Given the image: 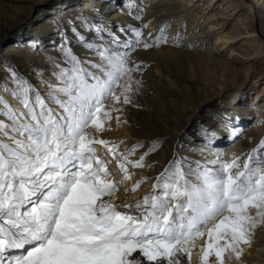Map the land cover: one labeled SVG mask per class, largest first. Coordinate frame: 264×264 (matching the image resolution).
I'll use <instances>...</instances> for the list:
<instances>
[{"label":"snow or ice","instance_id":"1","mask_svg":"<svg viewBox=\"0 0 264 264\" xmlns=\"http://www.w3.org/2000/svg\"><path fill=\"white\" fill-rule=\"evenodd\" d=\"M121 5L138 24L112 22L93 8L58 26L59 55L32 70L36 83L15 64L0 65L7 81L0 91L22 105L0 95L8 121L0 120V264H192L197 248L200 264H230L264 226V138L226 158L219 141L244 131L239 115L227 112L218 124L226 137L203 125L193 139L182 135L151 190L116 203L121 189L135 193L146 183L143 176L130 182L135 170L153 166L147 158L164 141L127 147L101 134L112 120L128 123L126 106L140 107L148 65L139 51L169 39L167 22L153 35L145 9L132 0L113 6L123 12ZM172 39L180 46L179 33ZM28 46L41 47L35 39ZM192 151L200 158L185 154Z\"/></svg>","mask_w":264,"mask_h":264},{"label":"bare ground","instance_id":"2","mask_svg":"<svg viewBox=\"0 0 264 264\" xmlns=\"http://www.w3.org/2000/svg\"><path fill=\"white\" fill-rule=\"evenodd\" d=\"M233 1L231 0L230 2ZM117 2L118 0H0V65L11 62L25 75H31L27 67L29 63L26 58L28 57L24 54L25 52L33 51L28 46L30 41L39 40L40 50L44 55L52 56L56 53V50L50 46L53 45L52 41L57 40V37L53 33H48L50 26L55 24L52 22L53 20H59L62 16L66 17V20H61L64 26L68 19H75L81 15L92 16L93 8L101 10L100 7L105 13H112L119 11V8L113 6ZM237 2L243 8L244 14H249L252 21L251 25L253 27L246 29L245 34L256 32L258 41H264V21L262 17L264 15V9L262 10L264 8V0H237ZM176 10H180V7L178 6ZM127 11L126 7L123 8V12ZM34 12L38 16L31 21L29 19ZM123 12H120L118 21L114 22L128 23L127 19H129L134 24L135 21L123 14ZM96 15L100 16L97 13ZM168 16L162 15L157 18L162 21L157 25V28H154L156 27L155 23H151L150 32L153 35L158 32ZM76 22L79 23V20H76ZM135 23L138 24L139 22ZM153 28L154 31H151ZM174 30L176 28L171 33L170 30H167L169 37L167 43L155 48L141 50L137 54L138 58L145 61L148 65L143 73L144 88L141 95L137 97L140 107L129 106L122 118H126L128 123L131 124L132 132L129 131L127 137H132L135 143L136 141L138 142L137 139L141 138L146 139L141 141L146 143L157 138L164 141L159 154L162 157L157 163L160 166L159 170H162L171 158L173 145L178 138L182 135H186L189 139L195 138L202 125L216 129L222 128V126L218 127L219 120L226 113L225 108L222 109V106L225 105L224 102L212 103L207 95L204 94L200 83L201 80L197 76L195 68L191 66L192 56L188 47L184 46L185 43L183 41L180 46H175L173 43L172 34H174ZM177 32L179 35H186L185 38L188 39L189 30L186 32L183 29H178ZM202 40L196 39V42L199 41L196 44L201 46ZM208 43L209 40L206 42L205 47ZM75 49L82 50L85 53L83 48ZM251 51L250 47H244L246 56H250ZM212 56L211 53H199L196 58L201 65L200 67L204 68L205 71L215 73L218 71V65ZM5 58L7 59L5 60ZM1 68L2 66H0V72H2ZM155 69L158 74H155ZM259 74H264V70L260 71ZM32 79L34 78L32 77ZM0 95L4 96L14 107L22 108V105L9 94L0 91ZM232 103L233 100L229 104L231 105ZM238 115L241 120L239 126H244L243 122L245 123L246 118L242 114ZM1 120L8 122L3 116H1ZM112 121H110L111 126L116 128V121ZM124 125L126 124H121L117 128L122 129ZM107 132L103 133L102 138H106ZM250 135L252 136V143L259 139L254 132H250ZM223 136L226 137V134ZM250 145L251 143L249 144L245 140L240 143L237 138L234 142L226 138L221 139L218 144L226 154V158H230L233 153L240 154V151L244 149L250 151L254 144ZM185 154L193 158H200L199 153L195 154V151L185 152ZM136 174V178L141 177L138 172ZM150 188L151 185L146 182L135 193H125L121 189L119 197L122 202L119 204L142 197ZM203 242L199 241V244ZM262 249H264V226H258L254 233L251 247L246 249L239 261L233 258L230 264H264ZM198 251L199 248L194 249L192 264H200L199 256L197 255Z\"/></svg>","mask_w":264,"mask_h":264},{"label":"rangeland","instance_id":"3","mask_svg":"<svg viewBox=\"0 0 264 264\" xmlns=\"http://www.w3.org/2000/svg\"><path fill=\"white\" fill-rule=\"evenodd\" d=\"M230 1L231 0H134L133 2L143 9L146 8L143 14V22L148 24V28L145 31H150L151 23H155L156 27L154 28H157V25L162 22L157 18L162 15H169L165 18L163 23L167 22L169 24L167 30H170V33L176 28L174 34H172L173 37L177 35L178 29H183L186 32L189 30L188 39L185 38L186 35L180 34V43L183 41V43H185L184 46L188 47L189 53L192 56L191 66L195 68L197 76L201 80L200 83L204 94L207 95L209 101L212 103L224 102L225 105L222 106V109L225 108V112H231V115L242 114L243 117L246 118L245 123L243 122L244 126H239L244 130L243 136H238L237 139L240 140V143L245 140L249 144L251 143L250 146L254 144L253 147H255L258 142L264 138V125L260 123V121L264 120V74H259L260 71L264 70V41H258L256 32L245 34L246 29H251V27H253L251 25L252 21L250 20V16L248 13L244 14L243 8L240 7L237 0L233 2ZM178 2L180 3L179 5ZM178 6L180 10H176ZM121 7H123V5H121ZM100 8L101 10L99 9L97 14L107 17L110 21H118L121 8H119V11H114L112 13H105L102 7ZM263 9L264 8H262V10ZM150 10L151 12H149ZM36 16H38L36 12L32 13L29 20H34ZM262 17L264 21V15H262ZM63 19L66 20V17L62 16L59 20H53L52 22L55 24L50 26V31L48 33H53L57 37V28L58 26H63L61 21ZM127 22L133 24L129 19H127ZM135 22L134 24H136ZM154 28L151 29V31H154ZM58 39L57 37V41ZM196 39H203L201 46L196 44L199 42H196ZM208 40L209 43L205 47ZM50 47L54 48L53 45ZM244 47L251 48L252 51L250 56L245 55ZM54 49L56 53L52 56L59 55L58 50L56 48ZM76 51L82 56L86 54L83 53L82 50ZM199 53H211L215 63L218 65V71L211 73L200 67L201 65L196 58ZM24 54L28 57L25 58L29 63L27 67L29 68L30 74L34 68L46 67L47 62L45 58L51 56L44 55L41 50L37 51L34 49ZM1 71L0 83H7L3 67ZM154 72L158 74L156 69ZM45 75L47 76L48 74L45 73ZM28 76L32 79L31 75ZM32 80L33 83H36L34 79ZM8 86L11 87V84H8ZM37 87L43 95L46 91V87L40 84H37ZM231 100H233V105L229 104ZM128 107L129 106H126L124 114ZM116 128L115 126H111L105 139L125 141V145L123 146L127 147L135 143L132 137H127L129 131L132 132L130 123H126L122 129ZM217 130L221 136L226 134L223 132L222 128H217ZM250 132H254L259 137L256 142L252 143ZM103 133L101 137H103ZM137 140L141 142L146 139L141 138ZM140 151L143 150H139L137 156L140 154ZM246 152H248L247 149H244L240 151V154ZM197 153L198 152H195V154ZM159 154L160 150L147 158V163L153 165L151 168L135 170L138 172V175L147 177L148 179L146 182L151 186L153 178L160 171V166H158L157 163L162 156ZM136 176L137 174L133 178L132 183L140 179V177L136 178ZM150 190L151 188L149 191ZM117 195L118 199L116 203L119 204L122 202V199H120L119 193ZM197 243L199 244V241ZM262 253L264 254V249H262Z\"/></svg>","mask_w":264,"mask_h":264}]
</instances>
